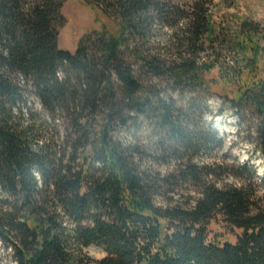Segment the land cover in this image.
I'll return each instance as SVG.
<instances>
[{
    "label": "trees",
    "instance_id": "16d2710c",
    "mask_svg": "<svg viewBox=\"0 0 264 264\" xmlns=\"http://www.w3.org/2000/svg\"><path fill=\"white\" fill-rule=\"evenodd\" d=\"M64 1L0 0V244L16 264H88L94 245L104 251L94 264H264L256 187L215 182L243 179L237 171L246 163H186L163 173L155 157L114 135L133 113L176 143L163 145L164 154L191 160L212 143L187 131L182 110L144 92L137 62L141 73L203 84V72L226 60L219 81L242 83L224 98L235 109L248 102L264 121V78L231 59H243L244 41L264 28L248 19L234 30L216 25L206 0H83L122 28L88 33L71 53L58 46ZM164 27L169 39L157 40ZM258 138L264 153V127ZM213 222L234 242L211 236Z\"/></svg>",
    "mask_w": 264,
    "mask_h": 264
},
{
    "label": "rangeland",
    "instance_id": "374dc122",
    "mask_svg": "<svg viewBox=\"0 0 264 264\" xmlns=\"http://www.w3.org/2000/svg\"><path fill=\"white\" fill-rule=\"evenodd\" d=\"M177 1V0H176ZM179 2H189L192 0H178ZM210 3L212 21L214 23L228 24L233 30L243 20L258 22L264 28V0H206ZM64 18V25L59 29L58 46L69 52H73L78 47L83 36L88 33H99L102 29L117 35L121 32L119 20L108 18L102 10L85 4L83 0H65L61 9ZM224 25V24H223ZM169 30L160 28L157 30V40L169 39ZM131 45V44H130ZM245 51L241 50L243 59L233 60L237 69L242 67L249 74V68L258 76L264 78V34L256 37L253 42H245ZM242 56V55H241ZM225 57V56H223ZM211 56L208 61L206 58L199 63H209L212 61ZM230 58L227 57V60ZM227 61L220 60L213 63L214 66L205 70L201 78H204L203 84L198 80L192 82H178L170 75L163 77L154 76L151 73L139 72V63H135V75L143 85L144 92L149 93L154 90L161 98L169 104L175 111H181L184 115L183 125L187 131L205 134L212 143L210 147L198 156L179 157L173 150L164 154L162 149L165 146H174L176 144L166 137V134L155 122L141 115L130 114L133 119H124L125 124L120 125L114 130L117 139L128 144L137 146L145 157L153 156L156 160L153 167L168 173V171L180 170L186 163L195 165L210 164L212 167L217 165H226L227 167L237 168L246 163L248 169L240 170L243 179L235 178L231 175L216 180L220 187L229 185H240L242 182L249 181L254 184L257 196L264 204V153L260 152L258 147L259 131L264 127L263 115L256 107L248 102L242 104V107L235 109L228 100L224 98L234 96L230 89H235L239 82L232 77L230 79L219 81L218 74L220 70H225ZM230 62V61H229ZM232 63V62H230ZM254 66V67H252ZM245 67V68H244ZM249 67V68H248ZM243 75L242 77H244ZM226 78V77H225ZM115 82V92L121 96V82L113 76ZM226 82V84L224 83ZM37 104L36 99L32 100ZM37 106V105H36ZM137 117V118H136ZM164 155L170 157L165 160ZM188 186L192 196H198L194 192V186L189 183H183ZM181 185V186H183ZM184 186V187H185ZM181 192V191H179ZM211 236L220 235V238L234 242L235 236L229 234L223 224L213 222L209 225ZM90 260L88 264H94L104 256L103 249L97 246H91L88 249ZM0 264H16L9 246L0 244Z\"/></svg>",
    "mask_w": 264,
    "mask_h": 264
}]
</instances>
